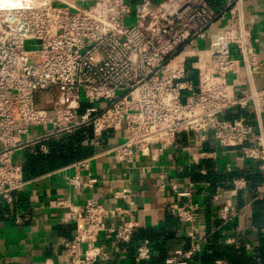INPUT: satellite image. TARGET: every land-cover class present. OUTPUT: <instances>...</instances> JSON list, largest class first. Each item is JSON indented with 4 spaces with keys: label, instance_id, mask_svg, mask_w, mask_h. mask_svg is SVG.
<instances>
[{
    "label": "built area",
    "instance_id": "2783aa9c",
    "mask_svg": "<svg viewBox=\"0 0 264 264\" xmlns=\"http://www.w3.org/2000/svg\"><path fill=\"white\" fill-rule=\"evenodd\" d=\"M86 2L91 4L82 5ZM242 2L227 0L231 20L211 36L206 59L195 64V77L184 61L174 59L208 37L215 11L206 0H140L134 5L128 0L0 3V196L11 201L12 194L27 184L22 164L15 161V152L25 142L42 143L85 125L93 127L96 145L105 132L122 133L121 140L106 149L119 162L158 160L178 134L193 131L211 133L221 146L239 150L264 171V88L254 84L260 64L247 39ZM128 15L134 16L132 25L125 23ZM240 72L248 87L237 92L232 77ZM40 92L53 94L50 108L39 104ZM104 100L110 102L103 104ZM234 109L242 113L228 117ZM32 127L41 129V134L22 141ZM256 130L259 135L254 137ZM40 150L47 153L48 146L41 144ZM75 165L87 169L89 159ZM94 181L81 182L79 174L71 180L78 187L92 186ZM244 183L236 180L235 190ZM117 196L134 203L127 191ZM221 197L217 193L216 202ZM172 209L192 226L199 218L197 202L174 204ZM231 210V203L224 201L219 219L229 222ZM125 211L96 199L83 210L72 208L77 232L68 244L65 264H98L108 257L101 242L106 234L115 244L130 242L138 225L132 216L106 223L108 217ZM190 237L191 247L178 250L165 264H191L201 247L193 231ZM82 244L85 250L80 249ZM151 256L150 241L144 239L136 259L149 264ZM215 264L232 263L220 259Z\"/></svg>",
    "mask_w": 264,
    "mask_h": 264
},
{
    "label": "crops",
    "instance_id": "0c3cea01",
    "mask_svg": "<svg viewBox=\"0 0 264 264\" xmlns=\"http://www.w3.org/2000/svg\"><path fill=\"white\" fill-rule=\"evenodd\" d=\"M128 1L134 5L140 0ZM206 1L215 11V23L208 37L198 40L174 59L186 63L191 77H195L196 62L207 57L211 36L231 20L227 0ZM242 3L247 39L260 64L254 74L255 87L260 89L264 88V0H243ZM232 79L237 92L248 87L243 72ZM241 113L234 109L227 115ZM40 134L41 129L32 127L29 135L21 140ZM258 135L256 130L254 137ZM103 136L106 140L98 145L93 143L95 152L83 158L89 159L87 169H78L75 164L80 160L74 161L28 179L22 190L12 194L11 201L0 196V264H65L70 254L68 244L77 232L76 223L71 220L72 208L83 210L93 199L108 208L126 209L108 217V225L131 216L138 223L128 243L115 244L107 234L101 239L109 256L98 264H142L136 259V249L144 239L151 245L149 264H165L178 250L191 247L192 231L201 249L191 264H215L220 259L232 264H264V196L261 194L264 171L258 162L243 158L237 149L221 146L211 133L185 131L177 135L158 160L144 157L128 164L106 152L121 140L122 133L110 131ZM37 144L25 142L15 152V161L22 164L28 149ZM253 144L254 139L249 142ZM247 170L256 173L260 180L248 183L244 175ZM76 174L80 175L81 182L95 181L92 186H74L71 180ZM238 179H244V187L235 190ZM122 191L130 193L133 204L116 197ZM219 192L222 197L218 203L215 196ZM189 201L199 204V218L194 226L181 221L172 209L174 204L184 205ZM224 201L232 205L231 220L225 223L218 217ZM85 248V244L80 246L81 250Z\"/></svg>",
    "mask_w": 264,
    "mask_h": 264
},
{
    "label": "trees",
    "instance_id": "16d2710c",
    "mask_svg": "<svg viewBox=\"0 0 264 264\" xmlns=\"http://www.w3.org/2000/svg\"><path fill=\"white\" fill-rule=\"evenodd\" d=\"M85 106L83 105V108ZM95 140L93 127L85 125L70 133L60 134L29 148L22 163L24 177L31 179L92 155L96 150L93 145ZM101 140L106 139L102 136ZM41 144L48 146L47 153L40 150ZM244 175L248 183L260 180L258 179L259 176L250 170L245 171Z\"/></svg>",
    "mask_w": 264,
    "mask_h": 264
},
{
    "label": "rangeland",
    "instance_id": "374dc122",
    "mask_svg": "<svg viewBox=\"0 0 264 264\" xmlns=\"http://www.w3.org/2000/svg\"><path fill=\"white\" fill-rule=\"evenodd\" d=\"M90 4H91L90 2H86L82 5L89 6ZM134 22H135V19H134V16H132V15H128L125 19L126 25H132ZM52 96H53V94H51L50 92H40L37 94V100H38L39 104H41L43 107L50 108ZM109 102H110V100H104L103 104H107ZM101 103L96 102L95 105L99 107V106H101Z\"/></svg>",
    "mask_w": 264,
    "mask_h": 264
},
{
    "label": "bare ground",
    "instance_id": "6f19581e",
    "mask_svg": "<svg viewBox=\"0 0 264 264\" xmlns=\"http://www.w3.org/2000/svg\"><path fill=\"white\" fill-rule=\"evenodd\" d=\"M21 0H0V3L6 4V5H13L16 6L20 3ZM29 1V0H28ZM34 4L40 3V0H32Z\"/></svg>",
    "mask_w": 264,
    "mask_h": 264
}]
</instances>
